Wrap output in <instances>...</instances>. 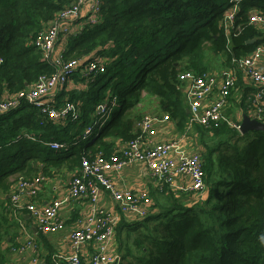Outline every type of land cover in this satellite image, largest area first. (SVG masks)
<instances>
[{"label": "trees", "instance_id": "obj_1", "mask_svg": "<svg viewBox=\"0 0 264 264\" xmlns=\"http://www.w3.org/2000/svg\"><path fill=\"white\" fill-rule=\"evenodd\" d=\"M74 1L0 0V96L18 95L41 76L54 74L36 40L43 27ZM102 1V22L73 34L63 54L68 61L85 59L105 68L90 78L74 77L89 89L71 97L82 101L84 113L65 124L54 123L40 109L24 103L0 116V264H11L9 255L12 245L16 246L19 223L26 222L23 215L11 221L4 213L20 176L32 181L39 175L52 176V170L78 171L83 158L113 155L118 141L125 146L137 136L136 124L144 116L136 109L143 94L158 99L164 114L185 129L189 106L180 76L186 71L204 74L212 68L215 62L207 63L208 52L225 54L230 63L264 43V31L250 23L254 11L264 13V0ZM230 1L238 7L239 31L229 41L224 4ZM103 78L108 85L115 84L105 96L101 95L103 87L95 90ZM113 97L120 111H113L109 124L94 130L85 147L91 152L81 155L82 149L65 146L62 149L72 154L53 160L48 144L78 143L96 104ZM196 129L205 148L201 156L208 198L188 206L167 189L149 195L159 208L157 213L143 220L122 219L117 229L127 264H264V132L242 137L227 125ZM207 135L212 142L219 140L211 145Z\"/></svg>", "mask_w": 264, "mask_h": 264}, {"label": "built area", "instance_id": "obj_2", "mask_svg": "<svg viewBox=\"0 0 264 264\" xmlns=\"http://www.w3.org/2000/svg\"><path fill=\"white\" fill-rule=\"evenodd\" d=\"M102 7V0H75L70 7L60 11L54 21L43 27L36 45L41 50L43 60L50 64L55 72L51 76H41L27 91L12 97H0V116L19 109L24 103L40 109L42 114L52 122H67L69 118L76 119L80 116L78 105L68 100L57 105L53 99L67 88L75 75L90 78L105 72L104 66L96 62H84L85 59L68 61L63 57L67 50V41L73 34L80 33L86 26H94L102 22ZM235 16V12L228 16L230 23L234 21ZM250 23L264 24V16L255 14ZM263 55L264 48L261 47L251 56L236 61L238 68L246 71L255 85L252 96L254 119L261 123H264V74L258 72L256 67ZM235 81L234 70L224 71L220 80L211 74L197 75L193 71L182 74L180 82L183 86L185 85L184 94L189 102L190 111L187 129L196 126L218 129L226 124L231 129L240 131L241 121L232 120L225 113L228 99L236 87ZM116 100L117 97H113L111 104L115 105ZM96 110L103 119L112 114L110 104H100ZM169 121L170 118L167 115L143 117L136 124L137 136L113 155L104 156L100 153L94 160L83 158L81 169L72 178L67 198L89 199L95 207L106 193L118 204L121 213L129 216L130 220L134 218L143 220L150 215L148 208H151L153 204L151 197L147 194H136L127 189H118L111 179V175L115 172H121L138 162L147 166L159 191L167 189L169 192L189 196V194L206 190L205 161L199 152L182 151V140L160 142L154 145H151L152 141H148L156 136L157 127L160 124ZM94 130L93 126L89 127L82 139L91 137ZM48 146L57 150L64 148L66 144L52 142ZM44 180L45 178L40 175L32 181L20 176L11 201L15 208L25 209L27 214L35 219L39 233L51 235L65 227L58 218L59 210L65 200L59 198L50 204H38L36 199ZM23 195L28 196L32 201L21 204ZM121 220L120 213L97 216L94 210L89 222L69 235L74 250L72 258H69L70 264H81L79 250L92 243L97 247V252L89 264H120L122 258L109 254L108 248L116 239Z\"/></svg>", "mask_w": 264, "mask_h": 264}, {"label": "crops", "instance_id": "obj_3", "mask_svg": "<svg viewBox=\"0 0 264 264\" xmlns=\"http://www.w3.org/2000/svg\"><path fill=\"white\" fill-rule=\"evenodd\" d=\"M232 2L234 1H230L228 6L226 7L228 10H226V17H225L226 22L224 25L229 41H230V37L234 33L239 31V28L236 26V20H235L237 15L235 16V19L232 23H230V21L228 20V16L230 14L234 12L235 14H237L238 12L237 6H234V7L231 6ZM254 13L258 15L261 14L264 16V13L261 11L259 12L254 11ZM252 25L257 26L259 30L261 29L264 31V24L260 23V24H252ZM251 41H254V40H251ZM251 41H249V43H251ZM261 47L264 48V43L260 45L259 48H257L254 52H252L249 55L242 56L239 59L234 57L230 63L226 61V55L223 54L221 56H224L225 58L223 60V67L221 68V70L210 68L204 74L195 73L197 75L211 74L212 76L216 77L217 80H220L224 71L226 70L235 71L236 87L232 91V95L228 99L229 102L225 109V113L232 120H235V119L240 120L241 128H242V123H243V114L248 115V117L252 120L254 119L252 96L255 91V85L251 81L247 72L238 68L236 61H239L242 58L251 56ZM258 63L259 64L256 67V70L264 74V55ZM212 68H214V65ZM73 80L74 78H72L71 83L65 89L67 92L77 91L78 88L81 89L82 92H85V93L89 90L88 86H86L85 83L82 84L80 83L81 81L74 82ZM65 90L60 92L61 94L59 93L60 95L58 94L56 98L53 99V102L57 103V105H60L64 101H67V100L68 102L73 103L72 101L74 100H71V97L74 95L73 94L69 95L67 93L65 94L66 92ZM12 96L14 95H12L11 93H7L5 95V98L12 97ZM0 97H3V96H0ZM184 97H185V102H187L189 106V102L186 100L185 94H184ZM154 98L155 97H153L152 99ZM143 99H144V96H143ZM75 101L77 102V104L76 103L74 104L79 106V111L82 114L83 112L82 109L84 106L82 101H80L79 99ZM110 101H111L110 98H108L96 104V106L94 107L95 109L94 113L90 115L89 117L90 121L88 124L90 125L84 128L82 127L83 129H81L82 131L80 130L81 133L79 134V137H78L79 140H81V135H82V138L84 137L89 127L93 126L95 129V125L97 123H94V120L100 121L102 124H107V120L112 114L103 119L99 116L96 109L98 105L100 104H106V105L110 104L111 110L113 113L117 100L114 103L115 105L111 104L112 102ZM154 103L156 106V110L150 115H158V116L164 117L165 114L160 107L159 100L155 98ZM254 120H257V119H254ZM54 123L65 124L66 122L56 121ZM197 127L199 126H196L192 129H187V126H186L185 129L181 130L179 129L175 121L170 119L169 122L160 124L157 127L156 136L153 138H150L148 141L149 142L152 141L151 145H154L160 142L169 143V141L182 140L183 141V145L181 148L182 151L186 153L199 152L200 154H202L205 148H204V145L201 144L202 139H201L200 133L198 132V129H196ZM101 128L103 127L100 126L99 129ZM201 128L204 129L205 131L210 129V128L205 129L203 127ZM235 132H238L242 137L244 136L241 133V129L240 131H235ZM89 138L90 136L82 140L89 141ZM206 139H208V135ZM208 141H210V144H211L212 140L208 139ZM123 144L124 143L118 141L117 147L115 149L121 148L122 146H124ZM77 145L78 143L76 141L74 142V144L66 145V148L68 150H72L73 148H71V146L76 147ZM81 149H82V152L80 153L81 155L91 152L90 149H86V148H81ZM51 150L57 151L53 149ZM59 150H62V149H59ZM66 158L61 157V159H66ZM76 170H69L66 168H62L58 170V172H56L55 170H52V176L45 178L40 188L39 196L36 199L38 204L40 203L50 204L53 200L59 199V198L62 200H65L58 214L59 221H62L65 224V227L63 230H60L58 233H55V234L50 235V234L39 233L35 219H33L29 214H25L24 211H21L23 209L15 208L12 205L11 197L14 194V191L18 183L13 187L11 195L8 196V198H10V203L5 204L6 208L4 210V213H6V215L11 221H15L16 219H18V217L23 215L26 222L22 221V223H19L20 230L18 233V237L16 239V246L12 245L11 253L9 255L11 264H70L69 258H72L74 254V250L72 249L69 235L73 231H77L79 228L86 225L89 222L90 216L93 214L94 210L97 216H103L107 213L117 212L118 214L120 213L123 220L127 222L130 221L129 216L121 213L118 204L114 202L112 198H110L106 193L96 203L95 207L92 205L89 199L77 198V200H75V199L67 198L68 189H69L70 184L73 181L72 180L73 176L77 172ZM111 179L113 180V182L115 183V186L118 189H127L130 191H133L136 194H141V195L147 194L153 197L152 193L156 194L159 191V189H157V183L154 181V178L150 176L147 166L141 162H138L130 167H127L121 172H115L114 174L111 175ZM205 191L200 192V193L189 194V196L183 195V194H176V193H174V195L180 199H183L184 202L188 206H190L197 201L206 200L208 198L209 190H207L206 192ZM31 201L32 200L28 196H25V195H23L21 198V204H26ZM152 203H153V200H152ZM148 209H149L150 215H152L153 213H157V211L159 210L158 206H156V203L152 204L151 208H148ZM16 211H19V212L16 213ZM131 239L133 240V238ZM119 247H120V244L118 242V235H117L114 243H112V245L108 248V253L114 256L118 255L123 260V255L120 253ZM96 252H97V247L92 243L90 245H85L81 247L78 255H81V260L85 264H89L91 258L95 255ZM122 263H124V261Z\"/></svg>", "mask_w": 264, "mask_h": 264}, {"label": "rangeland", "instance_id": "obj_4", "mask_svg": "<svg viewBox=\"0 0 264 264\" xmlns=\"http://www.w3.org/2000/svg\"><path fill=\"white\" fill-rule=\"evenodd\" d=\"M228 6V3L227 2H225V4H224V8H226ZM208 58L206 59V61H207V63H209V61H212V62H215V63H213V65H214V68H211V69H216V70H221V68L223 67V60H224V56H218V55H215L214 53H212V52H208ZM74 82H75V80H74ZM80 83H82V82H80ZM108 83V79L107 78H103L99 83H97L95 86V90L97 91L99 88H102L103 87V89L101 90L102 92H101V95L102 96H105L106 94H107V92L112 88V87H114L115 86V84H112V85H108L107 84ZM82 86V85H81ZM86 87V86H85ZM84 88V87H83ZM66 91V90H65ZM74 92H81L82 93V90L81 89H77V91H74ZM74 92H65V94L67 93V94H69V95H71V94H73ZM61 94V93H60ZM59 94V95H60ZM64 95V94H63ZM74 96H80V95H74ZM143 96H144V99H143V101L141 102L142 104L136 109V113H141V115L142 116H144V117H146V116H149L151 113H153L155 110H156V106H155V103H154V101H155V98L154 99H152L153 97H147L146 96V94H143ZM118 111H120V104H118V105H116V107L114 108V113H117ZM143 112V113H142ZM111 116L108 118V120H107V124H109L108 122H110L111 121ZM94 123H97L96 125H95V131H97V130H99V128H100V126H101V122L100 121H97V120H94ZM107 124H103V126L102 127H105ZM26 130H22L21 132H25ZM26 137H28V136H26ZM92 140V139H91ZM91 140H89V141H84V140H78V145L76 146V148H75V150H77V151H80L81 150V148H85V147H88L89 145H90V141ZM219 139H216L215 141H213L212 142V144L211 145H213V143L214 142H216V141H218ZM235 143V141H232V144H234ZM240 145L241 146H243V142L242 141H240ZM47 152L45 151V152H43V155H45ZM72 154V151H68V150H64V149H62V150H57V151H53V152H51V155H52V159L53 160H55V161H57V159L58 158H60V157H63V158H66V157H68L69 156V154ZM217 169H218V167L216 166V168H215V172L217 171ZM205 191V190H204ZM207 191V190H206ZM205 191V192H206ZM125 239V235L123 234V240ZM131 241H132V239H131ZM30 242V241H29ZM28 242V243H29ZM118 242H119V239H118ZM27 243V244H28ZM120 253L122 254V255H124L121 251H120ZM123 264H127V261L124 259V263Z\"/></svg>", "mask_w": 264, "mask_h": 264}, {"label": "water", "instance_id": "obj_5", "mask_svg": "<svg viewBox=\"0 0 264 264\" xmlns=\"http://www.w3.org/2000/svg\"><path fill=\"white\" fill-rule=\"evenodd\" d=\"M254 41H251L253 43ZM189 113V110L187 111ZM250 132H264V124L258 122L257 120H252L248 115L243 114V123L241 128L242 135H245Z\"/></svg>", "mask_w": 264, "mask_h": 264}]
</instances>
